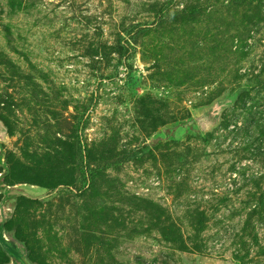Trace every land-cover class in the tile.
Returning <instances> with one entry per match:
<instances>
[{"label":"rangeland","instance_id":"1","mask_svg":"<svg viewBox=\"0 0 264 264\" xmlns=\"http://www.w3.org/2000/svg\"><path fill=\"white\" fill-rule=\"evenodd\" d=\"M1 133L33 264H264V0H0Z\"/></svg>","mask_w":264,"mask_h":264},{"label":"water","instance_id":"2","mask_svg":"<svg viewBox=\"0 0 264 264\" xmlns=\"http://www.w3.org/2000/svg\"><path fill=\"white\" fill-rule=\"evenodd\" d=\"M195 120L197 121L200 130L202 132H207L209 128L214 124V118L212 116L211 111H204L202 113H199L195 116ZM0 141H3V133L0 134ZM4 210V204L3 201L0 205V243L3 244L6 239L3 237V230H4V223L6 221V216L3 215L2 211ZM14 248H12L8 244H4L3 248L4 250L11 256V259L8 264H32L27 256V252L24 249V247L15 242Z\"/></svg>","mask_w":264,"mask_h":264},{"label":"flooded vegetation","instance_id":"3","mask_svg":"<svg viewBox=\"0 0 264 264\" xmlns=\"http://www.w3.org/2000/svg\"><path fill=\"white\" fill-rule=\"evenodd\" d=\"M6 244L10 245L12 248L14 247V245H13L14 243H13L12 241H11V242H10V241L8 242V241L6 240ZM6 253H7V252H6ZM7 255H8V259H9V261H10L11 256H10L8 253H7Z\"/></svg>","mask_w":264,"mask_h":264},{"label":"trees","instance_id":"4","mask_svg":"<svg viewBox=\"0 0 264 264\" xmlns=\"http://www.w3.org/2000/svg\"><path fill=\"white\" fill-rule=\"evenodd\" d=\"M5 224H6V221H5V223H4V226H5ZM4 226H3V227H4ZM3 231H4V230H3ZM8 242H9V241H8ZM10 242H11V241H10ZM15 242H16V241H15ZM15 242H14V243H15ZM4 244H6V241H5L3 244L0 243V247H3ZM13 248H14V247H13ZM3 251H5L4 248H3ZM5 253H6V251H5ZM6 255H7V253H6ZM7 256H8V255H7ZM27 258H28V256H27ZM28 260L30 261L29 258H28ZM30 262H31V261H30ZM31 263H32V262H31ZM32 264H33V263H32Z\"/></svg>","mask_w":264,"mask_h":264}]
</instances>
